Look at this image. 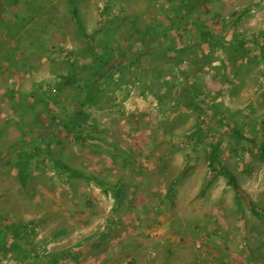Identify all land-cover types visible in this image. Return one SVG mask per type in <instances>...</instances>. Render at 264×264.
I'll use <instances>...</instances> for the list:
<instances>
[{
  "label": "rangeland",
  "instance_id": "1",
  "mask_svg": "<svg viewBox=\"0 0 264 264\" xmlns=\"http://www.w3.org/2000/svg\"><path fill=\"white\" fill-rule=\"evenodd\" d=\"M254 210L264 0H0V264H264Z\"/></svg>",
  "mask_w": 264,
  "mask_h": 264
},
{
  "label": "trees",
  "instance_id": "2",
  "mask_svg": "<svg viewBox=\"0 0 264 264\" xmlns=\"http://www.w3.org/2000/svg\"><path fill=\"white\" fill-rule=\"evenodd\" d=\"M71 13H72V17L73 19L76 21V23L78 24L79 28H82V24L80 22V19L78 17V10H77V6L74 2L71 3ZM104 65H108V63H104ZM106 70L105 68H102V70H100L99 74L97 75V78H104L106 76ZM62 79L66 82V83H69V84H76V80L72 77H64V76H61ZM219 148V146H215L214 147V152L217 151V149ZM37 151H40V148L37 147ZM216 158V157H215ZM52 161L55 163L56 166L60 167V168H63L65 171H67L71 176H74V177H85L84 174L74 170L73 168L69 167L68 165L64 164L63 162H61L60 160H57L56 158L54 157H51ZM217 175H224L225 177L228 178V184L231 185L238 193L240 192V189H239V186L237 184V179H236V176L228 169H226L225 167H223L222 165H220V170L219 171H216V172H213V176L211 178L212 179H215V177ZM20 178H21V181L23 183H26L27 180H28V173L27 171H25L24 169L20 171ZM96 179V178H95ZM98 181V180H97ZM101 184L105 185L104 182H100ZM172 189V187L170 188ZM114 193H115V196L116 197H119L120 194L117 190H114ZM254 213L257 215V216H260L264 219V215L263 214H260L258 213L257 211L254 210Z\"/></svg>",
  "mask_w": 264,
  "mask_h": 264
}]
</instances>
